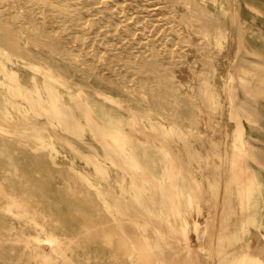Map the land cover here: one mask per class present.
<instances>
[{
	"label": "rangeland",
	"instance_id": "1",
	"mask_svg": "<svg viewBox=\"0 0 264 264\" xmlns=\"http://www.w3.org/2000/svg\"><path fill=\"white\" fill-rule=\"evenodd\" d=\"M180 2L178 10L172 0H0V87L8 91L0 89V264H264V165L253 158L264 127L249 113L264 111L251 75L262 67L264 0H232L229 9ZM9 93L25 103L16 114ZM120 97L145 110L121 112ZM243 138L254 143L251 155ZM6 192L39 215L7 205ZM65 202L73 210L47 215ZM81 209L94 224L79 226ZM32 224L52 225L58 242ZM87 237L102 247H87Z\"/></svg>",
	"mask_w": 264,
	"mask_h": 264
},
{
	"label": "bare ground",
	"instance_id": "2",
	"mask_svg": "<svg viewBox=\"0 0 264 264\" xmlns=\"http://www.w3.org/2000/svg\"><path fill=\"white\" fill-rule=\"evenodd\" d=\"M31 1H33V0H31ZM49 3H52L53 2V0H47ZM101 1V0H100ZM117 1H119V0H117ZM148 1H150V0H148ZM173 2H175V3H177L178 4V7H176V8H178V10H179V8L180 7H183V4L180 2V0H172ZM208 1V0H207ZM251 1V0H250ZM108 2V1H107ZM116 2V1H115ZM204 2V1H203ZM256 2V1H255ZM257 2H259V1H257ZM256 2V3H257ZM38 3V2H37ZM100 4H101V2H99ZM98 3V4H99ZM118 3V2H117ZM120 3V2H119ZM119 3H118V5H119ZM122 3V2H121ZM180 3H181V5H180ZM196 3V2H195ZM210 3H212V2H210ZM15 4V3H14ZM93 4V3H92ZM176 4V5H177ZM196 4H198V3H196ZM199 4H200V2H199ZM206 4V3H205ZM213 4H214V7L216 6V8L217 7H220V8H225V9H229L230 7H232V0H213ZM16 5V4H15ZM91 5V4H90ZM96 5V4H95ZM243 5H244V3H243ZM262 5V4H261ZM18 6V5H17ZM110 6V5H109ZM108 6V7H109ZM136 6V5H135ZM155 6V5H154ZM199 6V5H198ZM246 6V5H245ZM244 6V7H245ZM37 7V6H36ZM42 8H43V6H41ZM111 7H113V6H111ZM121 7V6H120ZM119 7V8H120ZM149 7H151V6H149ZM190 7V6H189ZM248 7V6H247ZM264 7V6H263ZM19 8V7H18ZM115 8V7H114ZM122 8V7H121ZM120 8V9H121ZM152 8V7H151ZM160 8V7H159ZM158 8V9H159ZM197 8V7H196ZM202 8V7H201ZM234 8V7H233ZM250 8V7H249ZM252 8V7H251ZM20 9V8H19ZM28 9V8H27ZM26 9V10H27ZM108 10H109V8H107ZM161 9V8H160ZM20 10H22V9H20ZM144 10H145V7H144ZM198 10V9H197ZM201 10H207V9H201ZM249 10V9H248ZM256 10V9H255ZM113 11V10H112ZM115 11H116V13H117V10H116V8H115ZM199 11V10H198ZM235 11V10H234ZM249 11H251V10H249ZM41 12V11H40ZM150 12V11H149ZM208 12V11H207ZM217 12V11H216ZM23 12H21V14H22ZM118 13H119V11H118ZM152 13V12H151ZM176 13V12H175ZM231 13V12H230ZM234 13V12H233ZM259 13V12H258ZM19 14V13H18ZM76 14H78V13H76ZM111 14V13H110ZM203 14H204V12H203ZM213 14V13H212ZM260 14V13H259ZM258 14V15H259ZM94 15V14H93ZM125 15H127V14H124V16ZM132 15V14H131ZM154 15V14H153ZM200 15H202V14H200ZM205 15V14H204ZM203 15V16H204ZM231 15V14H230ZM261 15V14H260ZM22 16H24V15H22ZM45 16V15H44ZM79 16V15H78ZM129 16H130V14H129ZM219 16V19H224L225 17H223V16H221V15H218ZM82 17V16H81ZM213 16H210V15H208L206 18V22L208 23H205L206 25H207V28H208V26H210L211 28L213 27L214 28V26H213V24H214V20H213V18H212ZM214 17L215 18H218V17H216V15H214ZM261 17V16H260ZM80 18V17H79ZM84 18V17H83ZM120 18V17H119ZM124 18H126V16L124 17ZM124 18H123V20H124ZM130 18V17H129ZM133 18V17H132ZM136 18V17H135ZM230 18V17H229ZM128 19V18H127ZM127 19H125V20H127ZM142 19H144V17H142ZM190 19H193V18H190ZM199 19V18H198ZM205 19V18H204ZM26 20V19H25ZM46 20V19H45ZM81 20V19H80ZM83 20V19H82ZM86 20V19H85ZM95 20V19H94ZM138 19H136V21H137ZM149 20H151V19H149ZM194 20V19H193ZM196 20V19H195ZM231 20L232 19H230V23H231ZM14 21V20H13ZM128 21H129V19H128ZM45 22H47V21H45ZM73 22V21H72ZM138 22V21H137ZM146 22V21H145ZM197 22H198V20H197ZM233 22V21H232ZM244 22V21H243ZM87 23V22H86ZM102 23H103V21H102ZM134 23V22H133ZM132 22L130 23V24H133ZM139 23V22H138ZM244 23H246V22H244ZM7 24V23H6ZM30 24V23H29ZM81 24V23H80ZM112 24V23H111ZM136 24V23H135ZM219 24V23H218ZM223 24V23H222ZM35 25V24H34ZM69 25V24H68ZM110 25V24H109ZM108 25V26H109ZM142 25V24H141ZM224 25H226V26H228L227 24H223V26ZM254 25V24H253ZM105 26V25H104ZM111 26H113V25H111ZM140 26V25H139ZM147 26V25H146ZM217 26V25H216ZM127 27V26H126ZM144 27V26H143ZM209 27V28H210ZM219 27V26H218ZM222 27V26H221ZM232 27H235V26H232ZM238 27V26H237ZM242 27H244V26H242ZM254 27V26H253ZM92 28V27H91ZM138 28V27H137ZM141 28V27H140ZM149 28V27H148ZM190 28V27H189ZM203 28V27H202ZM206 28V27H205ZM216 28V27H215ZM96 29V28H95ZM112 29V28H111ZM142 29V28H141ZM141 29H139V30H141ZM225 29H226V27H225ZM228 29V28H227ZM229 29H231V28H229ZM240 29V28H239ZM29 30H30V28H29ZM31 30H33V29H31ZM128 30V29H127ZM130 30V29H129ZM128 30V32H130ZM144 30V29H143ZM151 30V29H150ZM149 30V31H150ZM233 30V29H232ZM257 30V29H256ZM19 31V30H18ZM55 31V30H54ZM109 31H110V29H109ZM149 31H147V32H149ZM187 31H188V29H187ZM227 31V30H226ZM225 31V32H226ZM243 31V30H242ZM241 31V32H242ZM248 31V30H247ZM91 32V31H90ZM240 32V34H242ZM262 32V31H261ZM261 32H260V35H261ZM92 33V32H91ZM105 33H106V31H105ZM105 33L103 34V35H105ZM224 33V32H223ZM7 34V33H6ZM139 34V33H138ZM142 34V33H141ZM159 34V33H158ZM226 34V33H225ZM229 34H231V30H230V33ZM232 34H233V31H232ZM239 34V33H238ZM264 34V33H263ZM38 35V34H37ZM182 35V34H181ZM211 35H212V37L214 38V41H215V44H216V46H217V49L220 51V50H227V49H225V47H224V41H223V39H224V37L223 36H221L220 35V33L218 32H216V31H214L213 30V32L211 33ZM236 35H237V31H236ZM254 35V34H253ZM1 36V35H0ZM12 36V35H11ZM16 36V35H15ZM41 36V35H40ZM238 36V35H237ZM248 36V35H247ZM2 37V36H1ZM19 37V36H18ZM62 37V36H61ZM96 37V36H95ZM234 37V36H233ZM239 37V36H238ZM241 37V36H240ZM79 38V37H78ZM122 38V37H121ZM166 38V37H165ZM197 38V37H196ZM230 38V37H229ZM244 38V37H243ZM248 38H250V36L248 37ZM260 38H262V37H260ZM24 39V38H23ZM31 39H33V38H31ZM43 39V38H42ZM41 39V40H42ZM80 39V38H79ZM137 39V38H136ZM145 39V38H144ZM143 39V40H144ZM147 39V38H146ZM164 39V38H163ZM162 39V40H163ZM242 39V38H241ZM16 40V39H15ZM99 40V39H98ZM157 40V39H156ZM155 40V41H156ZM170 40H172V38H170ZM225 40V39H224ZM238 40H239V38H238ZM237 40V41H238ZM244 41H245V46L247 47V49L249 50V51H251L252 50V44H251V42L248 40H246V39H243ZM251 40V39H250ZM263 40H264V38H263ZM5 41V40H4ZM13 41V40H12ZM32 41H34V40H32ZM97 41V40H96ZM136 41V40H135ZM147 41V40H146ZM151 41V40H150ZM233 41H234V39H233ZM232 41V42H233ZM241 41V40H240ZM239 41V42H240ZM244 41H242V42H244ZM14 42V41H13ZM31 42V41H30ZM88 42V41H87ZM160 42H162V41H160ZM170 42V41H169ZM242 42H241V44H242ZM260 42L262 43L263 41H261L260 40ZM2 43V42H1ZM4 43V42H3ZM32 43V42H31ZM34 43V42H33ZM33 43H32V45H33ZM36 43V42H35ZM41 43V42H40ZM75 43V42H74ZM96 43V42H95ZM98 43V42H97ZM137 43V42H136ZM144 43V42H143ZM231 43V42H230ZM171 44V43H170ZM201 44V43H200ZM204 44H205V42H204ZM244 44H242V45H244ZM259 43L257 42V45H258ZM263 44V43H262ZM8 45V44H7ZM11 45V44H10ZM41 45V44H40ZM95 45V44H94ZM142 45H144V44H142ZM241 45V46H242ZM42 46H43V43H42ZM102 46V45H101ZM116 46V45H115ZM148 46V45H147ZM157 46V45H156ZM244 46V47H245ZM130 47V46H129ZM132 47V46H131ZM130 47V49H132ZM9 48H11V47H9ZM13 48H15V47H13ZM24 48V47H23ZM30 48V47H29ZM28 49V48H27ZM26 49V50H27ZM34 49V48H33ZM37 49V48H36ZM40 49V48H39ZM53 49V48H52ZM110 48H108V50H109ZM246 49V48H245ZM246 49V50H247ZM41 50V49H40ZM43 50V49H42ZM55 50V49H54ZM77 50V49H76ZM93 50V49H92ZM99 50V49H98ZM126 50V49H125ZM168 50V49H167ZM166 50V51H167ZM244 50V49H243ZM20 51V50H19ZM30 51H31V49H30ZM45 51V50H44ZM61 51V50H60ZM78 51V50H77ZM89 51V50H88ZM157 51V50H156ZM210 51H212V50H210ZM209 51V52H210ZM245 51V50H244ZM40 52V51H39ZM58 53V52H57ZM86 53V52H85ZM101 53V52H100ZM134 53V52H133ZM249 52H247V57H248V54ZM262 53H264V45H263V47H262V50L260 51V53H258L259 55H260V58H261V60L260 61H258V62H260L261 63V65H262V67L261 66H259L257 63H256V65L254 64L253 65V67H252V70H253V72H251L252 74L251 75H253V84H254V90H255V93H253L254 94V101H255V99H257L256 101L258 102V100L259 101H261L263 104H264V54H262ZM38 54V53H37ZM41 54H42V52H41ZM60 54V53H59ZM205 54V53H204ZM211 55H212V53H210ZM214 54V53H213ZM231 54V53H230ZM229 54V55H230ZM47 55H49L48 54V51H47ZM52 55V54H51ZM75 55V54H74ZM200 55H201V53H200ZM32 56V55H31ZM44 56H46V55H44ZM55 56V55H54ZM53 56V57H54ZM133 56V55H132ZM218 56V55H217ZM246 56V55H245ZM33 57V56H32ZM56 57V56H55ZM63 57V56H62ZM62 57H60V58H62ZM67 57V56H66ZM107 57V56H106ZM218 57H223L222 55H219ZM35 58H37V56H35ZM34 58V59H35ZM68 58V57H67ZM123 58V57H122ZM146 58V57H145ZM211 58V57H210ZM214 58V57H213ZM241 58V57H240ZM240 58H239V60H240ZM41 59V58H40ZM72 59V58H71ZM81 59V58H80ZM215 59V58H214ZM250 59V58H249ZM3 60V59H2ZM36 60V59H35ZM149 60H150V58H149ZM212 60V59H211ZM219 60V59H218ZM221 60V59H220ZM245 60V59H244ZM250 60H252V58L250 59ZM250 60H249V62H250ZM54 61V60H53ZM58 61V60H57ZM60 61H61V59H60ZM139 61V60H138ZM141 61V60H140ZM222 61V60H221ZM256 62H257V60H255ZM46 62H47V60H46ZM45 62V63H46ZM62 62V61H61ZM86 62V61H85ZM100 62H101V60H100ZM148 62V61H147ZM19 63V62H18ZM14 64V63H13ZM56 64V63H55ZM62 64V63H61ZM78 64V63H77ZM140 64V63H139ZM213 64V63H212ZM240 64V63H239ZM149 65H150V63H149ZM222 65H223V62H222ZM225 65V64H224ZM7 66V65H6ZM14 66V65H13ZM16 66V65H15ZM50 66V65H49ZM75 66H77V65H75ZM80 66V65H79ZM89 66V65H88ZM113 66V65H112ZM111 66V67H112ZM245 66V65H244ZM244 66H242L243 68H244ZM248 66V65H247ZM8 67V66H7ZM18 67V66H17ZM51 67V66H50ZM57 67H59V66H57ZM229 67V66H228ZM239 68H240V66H238ZM12 68V67H11ZM22 68V67H21ZM52 68V67H51ZM72 68V67H71ZM77 68V67H76ZM139 68H141V70H142V68L144 69V70H146L147 68H145V66L144 65H141ZM213 68H215V66L213 67ZM248 68H249V66H248ZM18 69V68H17ZM23 69V68H22ZM69 69V68H68ZM74 69V68H73ZM247 69V68H246ZM245 69V70H246ZM251 69V68H250ZM13 70V69H12ZM19 70V69H18ZM17 70V71H18ZM21 70V69H20ZM40 70V69H39ZM42 70V69H41ZM236 70H237V68H236ZM241 70V68L238 70V71H240ZM243 70V69H242ZM248 70V69H247ZM251 70V71H252ZM8 72H9V70H7ZM16 71V72H17ZM64 71V70H63ZM237 71V72H238ZM29 72V71H28ZM42 72L45 74V76H46V79L48 80V81H50V82H53V80L52 79H54L55 78V76L54 75H52L50 72H47V71H43L42 70ZM58 72V71H57ZM220 72V71H219ZM241 72V71H240ZM58 73H60V72H58ZM170 73V72H169ZM246 73V72H245ZM23 74V73H22ZM89 74V73H88ZM250 74V73H249ZM248 74V75H249ZM23 75H25V74H23ZM33 75V74H32ZM36 75V74H35ZM63 75V74H62ZM70 75V74H69ZM169 75V74H168ZM172 75V74H171ZM247 73H246V78H247ZM28 76V75H27ZM37 76V75H36ZM65 76H67V75H65L64 74V77ZM111 76V75H110ZM120 76V75H119ZM1 77V76H0ZM18 77V76H17ZM30 77V76H29ZM40 77V76H39ZM93 77V76H92ZM129 77V76H128ZM128 77H126V78H128ZM222 77V76H221ZM243 77H244V75H243ZM20 78V77H19ZM24 78V77H23ZM38 78V77H37ZM125 78V79H126ZM173 78V77H172ZM219 78V77H218ZM33 79V78H32ZM31 79V80H32ZM67 79V78H66ZM84 79V78H83ZM91 79V78H90ZM25 80V79H24ZM30 80V81H31ZM35 80V79H34ZM112 80H114V79H112ZM127 80V79H126ZM174 80V79H173ZM248 80V79H247ZM46 81V80H45ZM98 81V80H97ZM179 81V80H178ZM248 81H250L251 82V79L249 78V80ZM247 81V82H248ZM115 82H117L118 83V81H115ZM179 82H181V81H179ZM178 82V83H179ZM245 82H246V80H245ZM32 83V82H31ZM42 83V82H41ZM103 83V82H102ZM33 84H35V81H34V83ZM50 84V83H49ZM53 84V83H52ZM71 84V83H70ZM104 84V83H103ZM119 84V83H118ZM176 84H177V82H176ZM210 84V83H209ZM211 84H214V87H213V91L215 92V97H216V99L218 100V105L220 104V102L222 101L221 100V98H222V89H221V87L218 85L217 86V79H215V80H211ZM251 84V83H250ZM27 85V84H26ZM36 85V87H37V84H35ZM105 85V84H104ZM117 85V84H116ZM116 85H114V86H116ZM139 85V84H138ZM170 85V84H169ZM168 85V86H169ZM29 86H31V85H29ZM55 86V85H54ZM107 85H105V87H106ZM222 86V85H221ZM251 86H253V85H251ZM57 87V86H56ZM107 87H109V86H107ZM31 88V87H30ZM33 88V87H32ZM41 88V87H40ZM39 88V89H40ZM47 88V87H46ZM45 88V89H46ZM50 88V87H49ZM52 88V87H51ZM50 88V89H51ZM69 88V87H68ZM95 88V87H94ZM112 88V87H111ZM246 88H248V87H246ZM0 89H1V91L2 92H8L7 91V89L6 88H3V87H0ZM34 89V88H33ZM37 89H38V87H37ZM44 89V90H45ZM121 89V88H120ZM179 89V88H178ZM103 91H104V89H102ZM115 90V89H114ZM181 90H182V93L185 95V96H187V97H193V95H194V93H193V91H190V90H188V89H186L185 87L183 88H181ZM253 89H251V91H252ZM89 91V90H88ZM170 91H171V88H170ZM77 92V91H76ZM108 92V91H107ZM254 92V91H253ZM126 93V92H125ZM136 93V92H135ZM247 93H249L248 91H247ZM246 93V94H247ZM252 93V92H251ZM88 94V93H87ZM153 94V93H152ZM179 95V94H178ZM9 96L11 97V99L13 100V101H15V108H12V109H15V114L17 113V111L19 110V108L20 107H22L23 106V104H25V103H23L22 101H21V99L18 97V96H16V95H13V94H10L9 93ZM20 96V95H19ZM129 96V95H128ZM172 96H174V95H172ZM249 96H250V94H249ZM85 97H86V95H85ZM134 98V97H133ZM118 99V102H119V106L121 107V112H123V113H125V114H128L130 111V109H132V110H135V111H143V110H145V107L143 108V105L141 106H138V104H133L134 103V101H132L131 99H127V98H117ZM173 99V98H172ZM135 100V99H134ZM146 100V99H145ZM6 101V100H5ZM166 101V100H165ZM255 101V102H256ZM6 103H7V101H6ZM11 103V102H10ZM248 103V102H247ZM246 103V104H247ZM2 103H0V105H1ZM241 104H242V102H241ZM14 105V104H13ZM243 105H244V103H243ZM172 106V105H171ZM199 106V105H198ZM178 107V106H177ZM249 107H251V106H249ZM3 108V107H2ZM2 108H1V110H2ZM149 108V107H148ZM207 108V107H206ZM138 109V110H137ZM156 109V108H155ZM194 109V108H193ZM175 110V109H174ZM200 110V109H199ZM211 110V112L213 113V108H211L210 109ZM247 110V109H246ZM32 111H34V110H32ZM170 111H171V109H170ZM1 112V111H0ZM35 112V111H34ZM149 112V111H148ZM154 112H156V111H154ZM192 112V111H191ZM190 113V112H189ZM204 113V112H203ZM211 113V114H212ZM220 113V112H219ZM249 113L253 116V117H255L260 123H262L263 124V127H264V111H262V110H260V109H258V108H256V107H254V106H252L251 107V109H250V111H249ZM32 114V113H31ZM38 114V113H37ZM79 114V113H78ZM143 114V113H142ZM147 114V113H146ZM207 114H209V113H207ZM250 114H249V117H250ZM80 115V114H79ZM130 115V114H129ZM161 115L162 114H160V118H161ZM212 115H214L215 117H217V119L218 120H220V119H222L223 118V114H212ZM245 115H247V114H245ZM191 116V115H190ZM191 117H193V116H191ZM248 117V118H249ZM253 117H252V119H253ZM131 118H132V116H131ZM154 118V117H153ZM166 118H168V117H166ZM175 118V117H174ZM174 118H172V119H174ZM197 118V117H196ZM127 119V118H126ZM171 119V118H170ZM158 120V119H157ZM141 121V120H140ZM161 121V120H160ZM164 121V120H163ZM178 121V120H177ZM215 121H216V119H215ZM175 122V121H174ZM170 123H171V121H170ZM189 124H190V122H188ZM237 125V124H236ZM1 127V126H0ZM179 127H181V126H178L177 128H179ZM184 127V126H183ZM226 128H228V127H226ZM3 129L5 130V131H11L13 128H7L6 126L5 127H3ZM201 130V129H200ZM13 132H15L16 131V129L14 130H12ZM173 133V132H172ZM181 133H183L184 135H187V132H181ZM170 134V133H169ZM161 135H163V134H161ZM167 135V134H166ZM165 135V136H166ZM174 135V134H173ZM155 137V136H154ZM161 137V136H160ZM250 138V137H249ZM249 138H247V139H242V143L245 145V150L247 151V153H252V152H250V149L252 148V146H254V143H252V141H250V139ZM255 140V139H254ZM163 141V140H162ZM257 143H260V142H257ZM262 144V143H261ZM1 146V145H0ZM164 146V145H163ZM258 148H259V146H257ZM167 148H169V145H167ZM171 149V148H170ZM257 150V149H256ZM255 150V151H256ZM254 153V152H253ZM251 155V154H250ZM253 158H254V160L256 161V162H258V163H261V164H263L264 165V149H262V150H260L258 153H256V154H253ZM89 158H87V160H88ZM82 160H83V158H82ZM90 161L89 162H91V163H93V162H98L99 161V159H97V158H90L89 159ZM102 169H103V167H101ZM3 180V179H2ZM1 186H3L2 185V183H1ZM5 191V190H4ZM13 192H6L5 194L8 196V194H10V195H13V196H10L9 197V199H8V201H7V205H12V204H17V205H23L24 206V208H25V205H27V207H26V209L29 211V209L33 212V213H35L36 215H39V212H40V209L39 208H37L35 205H29L28 206V202L26 201L25 202V204L24 203H21V201L19 202L18 201V199L17 198H15V196H14V194H12ZM62 195H64V196H67V195H69V194H67V193H61ZM19 198V197H18ZM24 201V200H23ZM76 202H79V203H85V204H89V203H92L91 201H88V200H81L80 198H79V200L78 201H76ZM68 205V202H65V204L62 206V207H59V208H57V209H50L48 212H47V215H53V216H57L58 217V215H57V213L59 214V213H61L62 214V211H64L65 213H67L68 211H71V210H73V208L69 205V206H67ZM93 205V204H92ZM101 206V205H100ZM102 206H104V205H102ZM112 206V205H111ZM110 206V207H111ZM116 207V206H115ZM19 210L21 209V208H18ZM103 209V208H102ZM105 209H107V208H105ZM112 209V208H111ZM26 210V211H27ZM104 210V209H103ZM113 210V209H112ZM25 211V212H26ZM79 211H83L84 213H83V215L80 217V223H79V226H84V227H86V226H89L90 224H94V217H91V216H89L88 214H87V209L85 210V209H81V210H79ZM30 214H32V213H30ZM35 217V216H34ZM61 218L59 219L60 221H61V225L62 224H64V223H66L67 222V220H66V218H64V217H62V216H60ZM113 218V217H112ZM116 221V220H115ZM148 222V221H147ZM30 227H32V228H34V229H38V228H40V230H43L44 229V232H46L47 234H50V235H52L53 237H54V240H55V242H58V239H57V234L56 233H54V231H53V226L52 225H48L47 224V229L44 227V226H37V225H34V224H32V225H29ZM78 226V227H79ZM138 226V225H137ZM62 227H64V226H62ZM141 227V226H140ZM43 228V229H42ZM133 229V228H132ZM132 231V230H131ZM60 232L63 234V235H65V232H63V231H61L60 230ZM87 232V231H86ZM68 234H71L70 232L69 233H67V235ZM126 235V234H125ZM91 238V239H90ZM85 241H86V245H87V247H92L93 249H95L94 251H98L97 249L98 248H100V247H102V246H100V247H98L99 245H98V242H95V238H92V237H87L86 239H85ZM5 243V242H4ZM27 245V244H26ZM85 245V246H86ZM67 246L69 247V249L70 250H73V248H72V242H70V243H67ZM77 247L78 246H75V248H74V250H76L77 249ZM97 247V248H96ZM83 252H85V249H83ZM253 254V253H252ZM37 256V255H36Z\"/></svg>",
	"mask_w": 264,
	"mask_h": 264
}]
</instances>
